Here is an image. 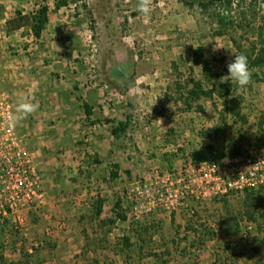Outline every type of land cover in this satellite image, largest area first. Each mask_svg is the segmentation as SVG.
Wrapping results in <instances>:
<instances>
[{
  "label": "rangeland",
  "instance_id": "374dc122",
  "mask_svg": "<svg viewBox=\"0 0 264 264\" xmlns=\"http://www.w3.org/2000/svg\"><path fill=\"white\" fill-rule=\"evenodd\" d=\"M138 2L0 0V28L16 11L48 8L40 38L23 28L10 34L5 54H0V89L10 96L16 124L15 95L27 93L33 82H53L56 89L66 87L76 94L84 131L77 161L72 156L61 164V152L46 151L48 163L40 168L28 147L45 198L43 204L27 205L18 214L0 215V254L10 264H213L225 255L227 244L234 246L231 261L264 264V190L258 200H249L244 192L192 202L193 213L155 212L138 221L130 214L128 198L134 180L151 177L156 170L180 169L207 145L264 148L259 129L264 68L249 66L252 82L237 91L247 122L230 115L223 119L217 96H202L192 109L175 98L178 85L186 93L189 79L202 77L201 66L192 64L197 48L204 49L213 73L227 69L239 47L242 52L251 48L264 20V0H234L233 24L223 35L217 34V4L204 9L192 0H151L145 15L137 10ZM85 104L92 107V117L86 115ZM127 116L130 127L118 138L122 169L118 166V178L112 180L114 165L99 159L94 149L88 153L90 144L84 139L93 125V135L112 134L115 122ZM99 199L104 206L96 218ZM115 211L126 219H117ZM255 211L263 215L256 222L250 219ZM248 225L251 229L243 237ZM207 227L213 236L205 232ZM201 239V246H191Z\"/></svg>",
  "mask_w": 264,
  "mask_h": 264
},
{
  "label": "built area",
  "instance_id": "2783aa9c",
  "mask_svg": "<svg viewBox=\"0 0 264 264\" xmlns=\"http://www.w3.org/2000/svg\"><path fill=\"white\" fill-rule=\"evenodd\" d=\"M0 28V51L8 42L5 22ZM8 93L0 89V215L18 214L27 205L44 203L42 179L33 155L17 130ZM15 121V122H14ZM264 187V148L247 147L217 160L188 161L182 168L154 171L134 180L128 189L131 216L142 220L155 212L193 213L192 202L244 193ZM251 226L243 231L246 237Z\"/></svg>",
  "mask_w": 264,
  "mask_h": 264
},
{
  "label": "trees",
  "instance_id": "16d2710c",
  "mask_svg": "<svg viewBox=\"0 0 264 264\" xmlns=\"http://www.w3.org/2000/svg\"><path fill=\"white\" fill-rule=\"evenodd\" d=\"M198 2L201 7L207 9L209 6L217 4L219 6V11L216 12V21L218 23V35H223L226 30L233 24L232 20V8L234 4V0H192ZM247 12H242V18L247 20ZM48 23V8L46 6H41L37 11L33 13H23L21 11H16L15 14L5 21V30L10 35L13 32L21 30L23 28H28L36 38H40L42 32L45 30L46 25ZM254 42H252V46L250 49L242 52L239 47V54L243 53L247 56L249 66L252 68H264V20L260 22L258 26V30H256V34L254 37ZM192 64L199 65L202 68V77L200 79L191 78L189 79V83L191 87L185 93L183 91V87L181 85L177 86L175 91L176 100H183L186 108L192 109V105L194 102H198L202 96H206L209 98H213L217 96L222 102V110L220 111L221 117L226 119L227 115H230L231 118H234L235 121H243L247 122V118L242 113V97L237 94L239 87L229 81L227 83H220V78L222 76L228 75V70L226 68L221 69L218 73H213V70L210 67V60L206 56L204 49L202 47L197 48L193 52L192 56ZM191 72H193V67H190ZM257 75H255L256 78ZM201 108V107H200ZM85 113L88 117L93 115L92 107L88 104H85ZM130 127V117L127 116L125 120L118 121L117 125L111 129V132L115 138H120L123 136L128 128ZM259 129L260 132L263 133L264 138V112L261 114L259 119ZM264 143V141H263ZM243 150L240 146H232L225 147L224 142L215 147L210 144L205 148L194 152L192 154V159L194 162L199 161H211L220 159L229 154L240 153ZM95 162L101 163L102 161L95 158ZM110 170V178L115 180L118 178L117 168L118 165H114ZM259 190V191H257ZM264 190V187L253 190H246L249 200H258L262 198L261 191ZM228 197V196H224ZM104 206V200H97L95 204L94 216L96 218H100L102 214V208ZM117 208H119V204H117ZM192 208V207H191ZM116 218L120 220H125L126 215L122 212L119 213L115 211ZM258 218H263V215H258V211L254 212L250 219L254 220V222L258 221ZM112 224L115 222L114 220H109ZM264 228V227H260ZM143 230L148 231V227H144ZM191 230V229H187ZM193 232L200 236L197 229H194ZM205 232H207L208 236H213L214 232L212 229L205 228ZM198 236V238H199ZM125 241H129V238L125 237ZM201 246L203 244L202 239L198 242L191 243V246ZM234 250V246L231 244H227L224 247L223 252L225 255L221 254L217 256L215 262L213 264H237L236 261L229 258V254ZM0 264H10L7 262L6 258L0 254ZM14 264V263H11Z\"/></svg>",
  "mask_w": 264,
  "mask_h": 264
},
{
  "label": "crops",
  "instance_id": "0c3cea01",
  "mask_svg": "<svg viewBox=\"0 0 264 264\" xmlns=\"http://www.w3.org/2000/svg\"><path fill=\"white\" fill-rule=\"evenodd\" d=\"M9 38H11V35H9ZM5 50L3 46L0 54L4 55ZM7 66L10 67L11 65ZM19 88V91L24 89ZM26 88H28L27 93L20 92L18 97L15 95L14 103L19 105L28 95L27 99L38 103L39 109L27 116H23L22 113L16 110V115L19 117L17 128L27 149L30 147V150L34 151L37 165L41 168L43 164H47L48 162L45 161L46 151L53 150L61 152V154H58L61 158L59 161L61 164L62 161L67 162L72 156L75 158L72 160L77 161L75 152L83 148L78 145L82 140L84 131L78 121L79 100L77 101L76 94L66 87L56 89L57 86L53 82L47 84L33 82ZM115 123L117 124V122ZM88 130L91 131L87 132L84 139L85 142L90 144L87 146V152L92 153L91 150L94 149L98 152L99 159L109 160V164L118 165L122 169V150L118 138H115L112 134L107 135L104 133L93 135L92 132L97 133L94 125L89 127ZM60 163H58L59 166H61ZM53 205L50 204L54 208Z\"/></svg>",
  "mask_w": 264,
  "mask_h": 264
},
{
  "label": "clouds",
  "instance_id": "9594fccd",
  "mask_svg": "<svg viewBox=\"0 0 264 264\" xmlns=\"http://www.w3.org/2000/svg\"><path fill=\"white\" fill-rule=\"evenodd\" d=\"M151 0H139L137 10L147 15L150 12ZM228 75L220 78V83L229 81L235 83L243 89L252 82L253 70L249 67L248 58L240 53L234 56V59L227 65ZM39 109V104L25 98L17 107V111L23 116L30 115ZM15 122V121H14ZM160 122V121H159Z\"/></svg>",
  "mask_w": 264,
  "mask_h": 264
}]
</instances>
